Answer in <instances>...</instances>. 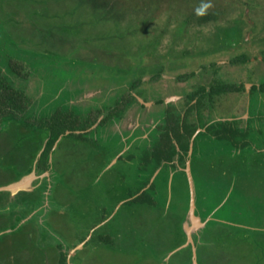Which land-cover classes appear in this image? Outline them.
I'll list each match as a JSON object with an SVG mask.
<instances>
[{"label": "rangeland", "instance_id": "374dc122", "mask_svg": "<svg viewBox=\"0 0 264 264\" xmlns=\"http://www.w3.org/2000/svg\"><path fill=\"white\" fill-rule=\"evenodd\" d=\"M200 3L0 0V69L29 98L1 123L0 264H264V0ZM213 79L240 92L207 96L198 131L227 116L248 142L204 133L157 164V93L183 116ZM99 114L37 168L50 125Z\"/></svg>", "mask_w": 264, "mask_h": 264}, {"label": "trees", "instance_id": "16d2710c", "mask_svg": "<svg viewBox=\"0 0 264 264\" xmlns=\"http://www.w3.org/2000/svg\"><path fill=\"white\" fill-rule=\"evenodd\" d=\"M242 58L238 60L241 61ZM244 60L245 59H243V61ZM9 63L16 64L18 62L13 59L11 62L10 59ZM11 64V72L15 73L16 71V73H19L17 67H13ZM2 71L3 70L0 69V129L2 120L5 117L12 115L14 117H17V119H20V114H22L21 112H24L25 109H27L29 106V98L27 101V96L25 95V93L21 89L14 87V85L12 84V80L7 78V76L3 74ZM217 82H219L220 84ZM133 87L134 85H132V88ZM197 87H199L200 90L198 88L191 93H187L183 100V106L185 107L183 116L177 113L178 107L176 106L175 102H171L169 104L165 103V101L161 98L163 95L162 90L160 91L161 93H157V95L160 94L161 97L156 99L155 105L153 107L163 108L162 110L165 115L164 120L166 123V125L164 124L163 127L164 130H162L161 134L159 135L158 141L156 143L157 145L154 148V152H152L157 164H174L175 158L178 156V150H181L183 154H187L190 151V142L192 138L194 137L195 139L198 135L204 133L211 135V137L215 139H226L232 142L235 146L239 147H242L243 145H245V143L248 142L246 133L241 132L239 128L235 126V124L229 121H219V123L217 124L208 125L203 131H198V129H200V127L198 128V124L201 123L203 125L202 122L204 120V112L206 111L207 113L212 115V109L215 108L214 103L211 106H207L204 99L209 95L214 97L219 94L224 95L237 93L240 92V88H237L235 85H230L228 87L226 85H223L217 79L210 80L207 85L196 84V88ZM255 87L256 86H253V89H255ZM119 114L120 113H115V115H113L112 113L107 114L105 117H103L98 126L104 124L105 122L108 123L110 120L112 121L115 116ZM99 117L100 114L93 117L91 119V123H87L86 128H84V126L76 120L72 122L73 124L70 126V128H68L69 121H61L60 125L59 123L50 125V137L46 142L45 149L40 154V159L37 162V168L45 171L49 170L48 159L50 151L56 144L59 137L63 134H66V131L75 132L77 130H88L97 123ZM163 128H161V126L159 127V129ZM182 137H184V139L186 138L185 142H183ZM137 200H140L141 203H154L153 200L147 196L146 190L141 193ZM105 238L106 239H102L103 242H110V237L106 236ZM59 264H67V254L62 252Z\"/></svg>", "mask_w": 264, "mask_h": 264}, {"label": "clouds", "instance_id": "9594fccd", "mask_svg": "<svg viewBox=\"0 0 264 264\" xmlns=\"http://www.w3.org/2000/svg\"><path fill=\"white\" fill-rule=\"evenodd\" d=\"M212 7H213L212 0H201L200 6L196 9V14L198 16H204L208 13V10L211 9ZM31 174H33V176L36 177L35 172ZM17 182H20V181H17Z\"/></svg>", "mask_w": 264, "mask_h": 264}, {"label": "bare ground", "instance_id": "6f19581e", "mask_svg": "<svg viewBox=\"0 0 264 264\" xmlns=\"http://www.w3.org/2000/svg\"><path fill=\"white\" fill-rule=\"evenodd\" d=\"M28 178H31V177L29 176ZM25 182H20V183L18 182V183H16V185H14L12 187V191L13 192H16L19 188H21V189L25 188L26 187Z\"/></svg>", "mask_w": 264, "mask_h": 264}, {"label": "flooded vegetation", "instance_id": "af4514ba", "mask_svg": "<svg viewBox=\"0 0 264 264\" xmlns=\"http://www.w3.org/2000/svg\"><path fill=\"white\" fill-rule=\"evenodd\" d=\"M252 87H253V84H252ZM154 105H155V104H154ZM226 117H227V116L223 117V119L225 118V120H223V121H229V122H232L233 124H235L233 119H226ZM183 231H184V228H183ZM184 232H185V231H184ZM185 233H186V232H185ZM197 244H198V243L196 242L195 245H197ZM197 247L199 248L198 245H197ZM198 248H197V249H198ZM165 258H166V257H165ZM165 258H164V259H165Z\"/></svg>", "mask_w": 264, "mask_h": 264}, {"label": "water", "instance_id": "95a60500", "mask_svg": "<svg viewBox=\"0 0 264 264\" xmlns=\"http://www.w3.org/2000/svg\"><path fill=\"white\" fill-rule=\"evenodd\" d=\"M18 183V182H17ZM14 185H16V183L14 184ZM194 203H192V205H193ZM193 210H194V207L192 208V209H190V217H191V220H192V222L193 221H196V218L195 217H193Z\"/></svg>", "mask_w": 264, "mask_h": 264}, {"label": "crops", "instance_id": "0c3cea01", "mask_svg": "<svg viewBox=\"0 0 264 264\" xmlns=\"http://www.w3.org/2000/svg\"><path fill=\"white\" fill-rule=\"evenodd\" d=\"M33 179H34V177H33ZM33 179H32V181H31L30 185L32 184ZM30 185H29L28 187H30ZM28 187L24 188L23 190H24V191H29L30 189H29Z\"/></svg>", "mask_w": 264, "mask_h": 264}]
</instances>
